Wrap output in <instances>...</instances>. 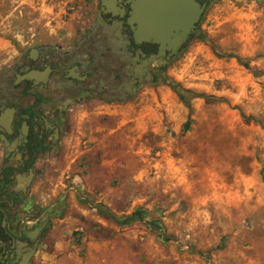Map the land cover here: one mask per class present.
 Instances as JSON below:
<instances>
[{"label": "rangeland", "instance_id": "1", "mask_svg": "<svg viewBox=\"0 0 264 264\" xmlns=\"http://www.w3.org/2000/svg\"><path fill=\"white\" fill-rule=\"evenodd\" d=\"M95 1L0 0V66L71 40ZM68 115L36 170L40 264H264V0H211L137 94Z\"/></svg>", "mask_w": 264, "mask_h": 264}, {"label": "flooded vegetation", "instance_id": "2", "mask_svg": "<svg viewBox=\"0 0 264 264\" xmlns=\"http://www.w3.org/2000/svg\"><path fill=\"white\" fill-rule=\"evenodd\" d=\"M134 1L96 0L71 40L33 43L0 66V264L41 263L35 256L44 230L30 190L70 108L132 98L198 35L211 3L185 0L187 16L181 24L165 20L170 42L161 45L136 35ZM175 30L185 31L183 41Z\"/></svg>", "mask_w": 264, "mask_h": 264}, {"label": "water", "instance_id": "3", "mask_svg": "<svg viewBox=\"0 0 264 264\" xmlns=\"http://www.w3.org/2000/svg\"><path fill=\"white\" fill-rule=\"evenodd\" d=\"M197 13L200 11L198 4L195 5ZM131 20L137 23L139 30L136 35L144 39H153L161 45L169 43V30L165 28V20L170 17L173 21L181 24V19L188 14V6L185 0H136L131 4ZM181 26V25H180ZM179 32V40L185 38L184 30ZM198 32L196 31L195 35ZM174 39L177 37L174 35Z\"/></svg>", "mask_w": 264, "mask_h": 264}, {"label": "trees", "instance_id": "4", "mask_svg": "<svg viewBox=\"0 0 264 264\" xmlns=\"http://www.w3.org/2000/svg\"><path fill=\"white\" fill-rule=\"evenodd\" d=\"M170 87L175 89L178 92L179 96L182 97L181 92L176 85H172ZM107 215L116 225H127V224L134 222V221H141L143 218V212L140 210H134L129 215L121 217L119 220L117 218H115V216H113L112 214H107ZM150 224L155 226V224L153 222H150Z\"/></svg>", "mask_w": 264, "mask_h": 264}, {"label": "crops", "instance_id": "5", "mask_svg": "<svg viewBox=\"0 0 264 264\" xmlns=\"http://www.w3.org/2000/svg\"><path fill=\"white\" fill-rule=\"evenodd\" d=\"M69 118H71V116H69V115L67 114V116H66V120L69 119ZM71 119H72V118H71ZM57 145H58V144H56V146H55L54 148H56ZM42 165H43V159H40V160L37 162V164H36V170L39 169ZM42 188H43V184H42V182H37V183H36V178H35V180H34L32 186H31V190H30L31 192H30V194L34 197V192H39V190H41ZM35 201H36V200H35Z\"/></svg>", "mask_w": 264, "mask_h": 264}]
</instances>
